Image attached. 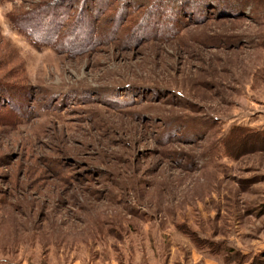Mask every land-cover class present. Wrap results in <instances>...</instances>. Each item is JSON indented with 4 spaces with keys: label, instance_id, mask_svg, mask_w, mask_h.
<instances>
[{
    "label": "rangeland",
    "instance_id": "rangeland-1",
    "mask_svg": "<svg viewBox=\"0 0 264 264\" xmlns=\"http://www.w3.org/2000/svg\"><path fill=\"white\" fill-rule=\"evenodd\" d=\"M52 1L0 0V264H264V0H61L57 50L11 23Z\"/></svg>",
    "mask_w": 264,
    "mask_h": 264
},
{
    "label": "trees",
    "instance_id": "trees-1",
    "mask_svg": "<svg viewBox=\"0 0 264 264\" xmlns=\"http://www.w3.org/2000/svg\"><path fill=\"white\" fill-rule=\"evenodd\" d=\"M61 0H53L50 3H45L40 10H33L28 13H25V16L21 18H11V23L15 26L19 31L29 37L32 38V41L35 46L41 47L43 45H47L49 47H53L56 50L60 44H63L65 41L66 34V25H61L60 22H56V20L51 21L50 24L46 22L50 15L55 13L54 8L60 6ZM91 0H81L80 12H84V15L79 18L80 22L83 19L82 23H78L74 30L77 32L87 31L89 29L88 35H92V39L95 37L96 32L102 31L100 29V24L95 23L89 26L88 24H84V18H88L86 16L87 13H91L99 6H110L108 0H92V4H90ZM120 2V0H118ZM253 0H135V4L133 7H137V16L134 18L128 19L132 15L127 16L126 19L127 24L130 25L133 29H141V31H146L149 26V20L154 15H160L161 12H169L168 15H163L162 20H160V24L162 23V29L165 31L163 36H169L172 31L181 26L182 21L179 19L184 15L191 19L195 14H202L209 12V7L215 8L219 13L230 14V16H238L244 15L247 11L246 4L252 3ZM123 2V1H122ZM89 3V5L87 4ZM87 4V5H86ZM131 7V6H129ZM84 10V11H83ZM91 10V12H87ZM39 13H43L45 16L42 21L40 20H31L33 19V15H38ZM86 13V14H85ZM191 17V18H190ZM55 19V17H54ZM69 19V17L67 18ZM130 22V23H128ZM91 27V30L90 28ZM61 28L63 30H61ZM87 28V29H86ZM116 30H119L118 28ZM87 35V34H86ZM70 38H68L69 40ZM79 44L80 41L78 42ZM238 130H244L243 128H237ZM261 133V134H260ZM257 135L261 138H264V130L260 131ZM231 138L226 140L227 149H229V143L231 142ZM264 255V252H263Z\"/></svg>",
    "mask_w": 264,
    "mask_h": 264
},
{
    "label": "crops",
    "instance_id": "crops-1",
    "mask_svg": "<svg viewBox=\"0 0 264 264\" xmlns=\"http://www.w3.org/2000/svg\"><path fill=\"white\" fill-rule=\"evenodd\" d=\"M96 264H119V262H116V261L112 260V261H107V262H102V263H96Z\"/></svg>",
    "mask_w": 264,
    "mask_h": 264
}]
</instances>
